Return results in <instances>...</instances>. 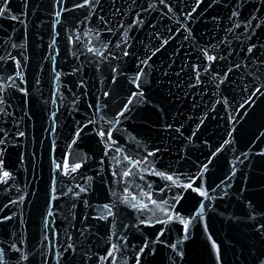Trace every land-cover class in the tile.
Returning a JSON list of instances; mask_svg holds the SVG:
<instances>
[{"label":"water","instance_id":"95a60500","mask_svg":"<svg viewBox=\"0 0 264 264\" xmlns=\"http://www.w3.org/2000/svg\"><path fill=\"white\" fill-rule=\"evenodd\" d=\"M0 264H264V0H0Z\"/></svg>","mask_w":264,"mask_h":264}]
</instances>
